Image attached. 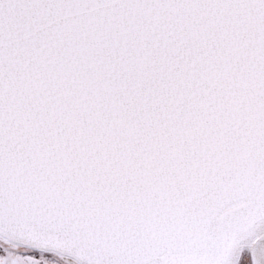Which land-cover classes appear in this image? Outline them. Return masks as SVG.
I'll list each match as a JSON object with an SVG mask.
<instances>
[{
    "label": "snow or ice",
    "instance_id": "1",
    "mask_svg": "<svg viewBox=\"0 0 264 264\" xmlns=\"http://www.w3.org/2000/svg\"><path fill=\"white\" fill-rule=\"evenodd\" d=\"M0 264H264V0H0Z\"/></svg>",
    "mask_w": 264,
    "mask_h": 264
}]
</instances>
